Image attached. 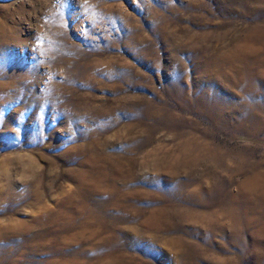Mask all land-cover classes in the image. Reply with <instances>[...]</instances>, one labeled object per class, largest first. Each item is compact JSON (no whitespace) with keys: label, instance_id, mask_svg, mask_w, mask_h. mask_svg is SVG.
Returning <instances> with one entry per match:
<instances>
[{"label":"rangeland","instance_id":"374dc122","mask_svg":"<svg viewBox=\"0 0 264 264\" xmlns=\"http://www.w3.org/2000/svg\"><path fill=\"white\" fill-rule=\"evenodd\" d=\"M0 264H264V0H0Z\"/></svg>","mask_w":264,"mask_h":264}]
</instances>
